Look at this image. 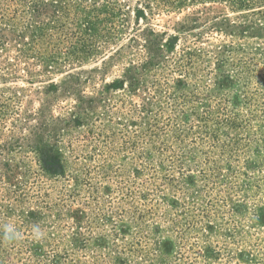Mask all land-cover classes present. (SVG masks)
<instances>
[{
    "label": "rangeland",
    "instance_id": "374dc122",
    "mask_svg": "<svg viewBox=\"0 0 264 264\" xmlns=\"http://www.w3.org/2000/svg\"><path fill=\"white\" fill-rule=\"evenodd\" d=\"M8 222L0 264H264V0H0Z\"/></svg>",
    "mask_w": 264,
    "mask_h": 264
},
{
    "label": "clouds",
    "instance_id": "9594fccd",
    "mask_svg": "<svg viewBox=\"0 0 264 264\" xmlns=\"http://www.w3.org/2000/svg\"><path fill=\"white\" fill-rule=\"evenodd\" d=\"M44 231L38 224L32 226V235L36 240L44 237ZM0 239L9 245L15 244L22 239V234L17 230L14 222H8L0 225Z\"/></svg>",
    "mask_w": 264,
    "mask_h": 264
}]
</instances>
